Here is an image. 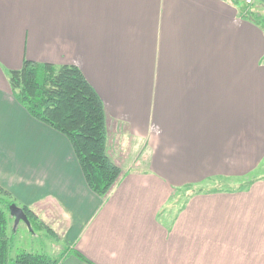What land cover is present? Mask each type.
I'll return each mask as SVG.
<instances>
[{"label": "crops", "instance_id": "0c3cea01", "mask_svg": "<svg viewBox=\"0 0 264 264\" xmlns=\"http://www.w3.org/2000/svg\"><path fill=\"white\" fill-rule=\"evenodd\" d=\"M24 59L75 64L101 98L107 196L15 99ZM263 161L264 29L232 0H0V186L56 232L57 264H264Z\"/></svg>", "mask_w": 264, "mask_h": 264}, {"label": "trees", "instance_id": "16d2710c", "mask_svg": "<svg viewBox=\"0 0 264 264\" xmlns=\"http://www.w3.org/2000/svg\"><path fill=\"white\" fill-rule=\"evenodd\" d=\"M232 2L238 5L237 0ZM7 76L12 94L29 114L68 139L88 187L100 197L107 196L122 170L107 151L102 100L82 71L75 64L24 59L21 67L7 71ZM204 189L200 186L190 193ZM13 203L12 194L0 186V264H57L61 256L46 253L20 250L14 257L9 256L16 231L9 213ZM21 208L31 231H53L28 206Z\"/></svg>", "mask_w": 264, "mask_h": 264}, {"label": "rangeland", "instance_id": "374dc122", "mask_svg": "<svg viewBox=\"0 0 264 264\" xmlns=\"http://www.w3.org/2000/svg\"><path fill=\"white\" fill-rule=\"evenodd\" d=\"M238 2V9L239 14L242 16L253 19L264 29V0H237ZM264 165V161L262 163ZM261 168H257L254 173V178L259 176L260 174L264 173ZM237 181L235 184H227L228 187L220 186L221 180H211V186L207 185L209 183H205L204 187H206V191H212L216 189H238V185L244 184L249 178H241L237 177ZM235 179V180H236ZM233 188H229V186ZM240 188V187H239ZM5 189V188H4ZM197 189V188H195ZM188 188L182 189L180 191L175 192V197L168 205L167 210L172 211L174 209L179 210L184 201L187 199V195L190 192H187ZM16 204V203H15ZM17 205V204H16ZM20 207V206H19ZM12 225L14 223V219L11 220ZM48 225V224H47ZM14 226V225H13ZM49 226V225H48ZM13 228V227H12ZM53 230V229H52ZM57 232L58 229H57ZM64 244L61 240H58V235L54 231H47L46 229H41L38 231H30L29 227L24 221H20L16 228L14 238H13V245L12 249L9 252V256L14 257L15 254L18 253L20 250L32 251L37 253H46L48 255L57 257L60 255V252L63 250Z\"/></svg>", "mask_w": 264, "mask_h": 264}, {"label": "water", "instance_id": "95a60500", "mask_svg": "<svg viewBox=\"0 0 264 264\" xmlns=\"http://www.w3.org/2000/svg\"><path fill=\"white\" fill-rule=\"evenodd\" d=\"M9 213L14 219L13 230L16 229V227L20 221H24L27 224V226L29 227V229L31 230L30 222L27 218V215L25 214V212L23 211V209L21 207H19L15 203H13L9 206Z\"/></svg>", "mask_w": 264, "mask_h": 264}]
</instances>
